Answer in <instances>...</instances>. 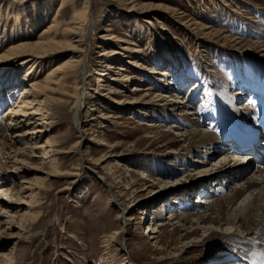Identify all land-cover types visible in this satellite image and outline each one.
Returning a JSON list of instances; mask_svg holds the SVG:
<instances>
[{
	"label": "rangeland",
	"instance_id": "obj_1",
	"mask_svg": "<svg viewBox=\"0 0 264 264\" xmlns=\"http://www.w3.org/2000/svg\"><path fill=\"white\" fill-rule=\"evenodd\" d=\"M87 1L92 29L87 47H67L40 65L18 67L24 58L0 60V152L3 144L7 152L0 165L6 166L4 190H11L0 195V264H244L231 258L236 250L224 242L243 238L240 223L194 232L193 220L184 222L185 228L178 222L194 212L211 213V206L195 203L198 198L220 199L242 184L211 182L202 195L180 200L188 188L224 169L230 156L201 158L210 164L202 174L204 165L190 157L197 167L185 170L177 161L182 138L173 129L181 126L164 111L165 102L152 97L146 105L131 103L143 94L132 92L136 86L152 85L172 103L193 94L192 110L202 113L215 133L225 130L212 119L214 110L224 109L231 122L237 119L225 102L231 91L241 94L239 108H264V0H0V58L10 47L38 41L54 21L69 25ZM73 56L89 64L77 80L84 104L76 101L77 86L70 80L66 90L39 96L53 116L43 122L49 125L40 136L32 140L25 130L16 140L4 132L3 116L20 92L44 85L49 70ZM119 65L126 70L114 69ZM104 66L108 76L100 79L97 72ZM182 108L173 112L177 118L184 116ZM152 124L161 127L152 131ZM45 151L51 153L42 160ZM240 162L248 178L264 167L252 159ZM160 172L172 174L162 185ZM176 178L183 181L176 184ZM167 194L171 197L163 200ZM149 226L161 227L156 240L149 238ZM259 238L252 241L264 247Z\"/></svg>",
	"mask_w": 264,
	"mask_h": 264
},
{
	"label": "bare ground",
	"instance_id": "obj_2",
	"mask_svg": "<svg viewBox=\"0 0 264 264\" xmlns=\"http://www.w3.org/2000/svg\"><path fill=\"white\" fill-rule=\"evenodd\" d=\"M90 10H91L90 4L87 1L85 3V8L74 15L69 25L66 24L65 26H61V24L54 21L53 24H50L48 28L45 31H43L44 33L40 35L38 41L34 43H25V44L23 43L15 47H10L9 49H7V51H5L3 55H1L2 57L0 58V60L3 59L6 61L7 60L18 61L17 60L18 58L20 59L24 58L23 61L20 64H18V67L19 66L22 67L23 65H32V64L40 65L41 62H44L48 60L50 57H52L55 54V52H59L60 50H65V48L67 47L68 49H71V47L73 49L87 47L89 45L87 36L90 35V32L92 30L91 22H90ZM59 37H61L62 39L64 38L67 39V42H69L70 44H68L67 46L63 45L62 44L63 41H60L58 39ZM1 46H2V40L0 34V47ZM88 65H89L88 62L85 59H74L73 56L71 57V59L63 61L61 65L59 66L55 65V67L51 68L49 70L50 71L49 74L45 79L44 85L32 84L31 86H29V88H24L20 92L21 93L20 100L16 101L15 106L14 107L11 106L3 116L2 120H5L4 121L5 126H3V131L6 133H11V135H13L14 139L16 140L21 138V135H19V133L25 130H27L28 135L32 136V140H34L36 136H40L39 134L42 133V129L45 128L47 125H49L48 122L46 124H44L43 122L45 120L51 121L53 116L51 112H48V110L50 109H48V107H46L43 103L38 101L39 96L42 93L48 91L55 92L56 89L66 90L67 84L69 83L70 80H74L77 86L76 90L78 93H77L76 101H78L79 104L81 102L82 104H84V100L82 99H84L85 94L79 88V84L77 83V80L79 77H81L80 74L82 72L83 75L87 74L88 72L87 69L89 67ZM105 68L106 67L104 66V69ZM112 68L113 67L110 66L109 71ZM114 69L116 70L118 69L120 71L126 70L120 65L119 67ZM107 72L108 69L106 68V70L98 71L97 75L99 76L100 79L103 77L105 78L106 76H108ZM164 75L165 77H168V73L164 72ZM100 79L99 81H102ZM107 79L106 81L112 80V78H109L108 80ZM125 81L129 82L131 81V79L127 77ZM139 91L143 92V94L141 95V97H137L138 99L134 100V102L131 103L133 106H135L136 104L141 105L143 103H144L143 105H146L147 98L156 97L157 98L155 99L156 101L158 102L161 101L160 103L165 102L164 111L170 113L169 118L173 119L174 123L181 126L179 128L174 126L173 129H179L177 130L179 134L178 137L182 138L180 143H183V145L181 146L182 147L181 153L179 154V156H177L178 157L177 161L180 160V162L183 163V166H185V170L188 167L191 168L197 167L195 164L192 165L193 162L191 164V162L188 160L190 159V157H195L196 159H198L195 161L199 162V164L202 163V165H204L198 171L199 173L202 174L206 172L207 170L206 166L210 164H208V162L206 161H199L201 158L203 160H210L218 152H223L224 155L230 156V159L226 157L228 161L226 160V164H223L222 168L225 167L224 169L218 168L216 171L213 172V175L208 177V179H202V181L197 183L195 186H192L190 189L188 188L186 194L179 196L181 197L180 200H182V198H185L190 194L193 195V193H197V195L199 194L202 195V193L206 190L207 185L209 186L211 182L212 183L219 182L220 187L226 186L229 183H232L233 185L234 184L238 185L239 182H242V184L241 185L239 184L240 186H238V188H236L234 192H231L229 195H223L222 198L220 199L219 198L216 199L217 194H210V196L209 195L204 196L201 198V200L200 198H198L199 200L197 199L195 201V203L197 204L199 203V207H203L204 205L211 206V211H210L211 213L204 212L203 214H199L194 212L191 215L185 214L186 216L183 217L184 219L182 221L179 220L178 222L183 223L182 227L185 228V226L189 223V221L193 220L194 223L192 224V226L196 227L194 232L200 230V228L203 226H205L204 228H208V226H210V228L215 227L219 229L220 227L222 228L226 226L234 227L235 224L240 223V229H241V233L243 234V238H241L238 235H235V237L229 236V238L224 241L226 242V244H231L236 250V253L231 258L235 260L237 259L240 262L242 261L244 264H263L264 263V252H263L264 247L262 246L263 244L262 243L258 244V242H254L252 240H254L256 236L260 237L259 241L264 240V167H257L258 169L256 168L253 174L250 176V178H248L245 176L247 167H242L241 164L242 162L240 161H248L249 159H253V156L259 157L264 160V152H263L264 148L258 147L259 149L257 148V151L255 152L254 155L249 154L252 156L247 157V155H239L238 146H236L235 144H237L238 140H240V136L243 134L244 129L247 130L245 131L246 133L249 132L251 133V135L253 134L254 137L260 136V138H262L261 134L264 131V108L262 109L255 108L253 109L254 111H252L250 109H247L249 107L246 108L244 104L243 105L239 104L243 106L239 108L236 105L241 100V98H239V95L241 96V94H239L238 89L231 91V93H228L225 102L228 103L229 110L234 109V114L237 115V119H234L231 122L228 118V115L225 114L224 109L219 108L216 109V111L214 110V113L216 115H214V117L212 116V119L214 118V122L217 121L220 124V127L222 128L224 127L225 130V133H223V131L220 130H218V132L215 133L214 131H208V129H212V127L211 128L209 127L211 126L209 124L210 121L207 119H203L204 115H202V113L197 111L194 112L192 110L191 97L193 96V94L188 98L184 97V99H182L183 102H173V103H177V104H173L172 101L163 99L167 97L161 93H158V91L155 90V88L152 85L151 87L144 89H141L139 86H136V88L132 90L133 93ZM262 94L264 96V90ZM117 101H118L117 104L122 102V100H117ZM263 103H264V99L262 101V104ZM77 105L78 103H76L75 106ZM182 105H184L185 108V110L184 108H182L184 110L182 112L184 116L181 118L179 117L177 118L173 112L180 110V106ZM47 116L48 118L45 119V117ZM250 125L253 126L254 128L256 127L259 128V131L250 129L248 127ZM150 127L153 128L152 129L153 131L155 127H161V125L152 124ZM182 127L185 128L180 130ZM153 137H156V135L150 136L149 138H153ZM16 140L15 142H17ZM35 150L36 149H33V151ZM17 152H19V149H16V153ZM46 152L47 151L43 152L42 160L43 158H45V156H49V154L51 153V152H47V153ZM0 153H1L0 155L3 156V158L0 157V161H1V159H5L4 157L7 155V152L4 149V144ZM37 153L38 152H33V154H37ZM79 158H80V162L85 161L82 151L81 153H79ZM51 162L52 165L55 164V162L54 163L53 161ZM233 162L235 163L239 162V165L237 164L235 165V163ZM5 169L6 166L0 165V195L3 194L4 197L8 194H11V190H7V189L4 190L6 187V175L3 176V172L5 171ZM187 170L189 171L190 169ZM183 173L186 175L185 171ZM171 175L172 174L169 173L165 174V172H160L157 178L159 180L158 184L162 185L163 184L162 182L169 179ZM49 176L56 177V175L54 174L53 175L51 174ZM180 178H176V180L177 179L178 180L173 182H176V184L182 182L183 179ZM22 191L23 189L21 190V192ZM109 193H111L112 196L115 197L114 196L115 193L113 190H110ZM80 196L82 198H86L87 191L86 190L80 191ZM170 197L171 195L167 194L162 196L161 198L164 200V199H169ZM190 206L191 208L194 207V205L193 206L190 205ZM11 208L14 207L9 206V209ZM169 218H171V221H174V219H176V216L174 214H170ZM184 222H187V224L185 225ZM163 226L164 225H161V227ZM161 227L155 229L151 228L150 226L147 227L148 232L150 233L149 238L151 239V241L156 240V238H158L156 235L161 231ZM1 231L2 228L0 227V233H2ZM194 232H190L189 234L191 235ZM186 236L188 235L186 234ZM12 254L13 253H11L9 256H12ZM220 262L222 261H219L218 264ZM228 264H232V263L229 262Z\"/></svg>",
	"mask_w": 264,
	"mask_h": 264
}]
</instances>
